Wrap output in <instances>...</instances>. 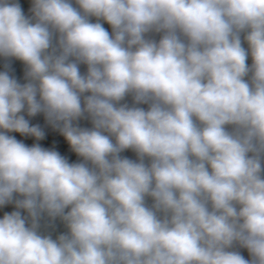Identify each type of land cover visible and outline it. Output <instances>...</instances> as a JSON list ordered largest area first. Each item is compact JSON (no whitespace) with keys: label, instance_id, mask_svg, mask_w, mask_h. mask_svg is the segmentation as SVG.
<instances>
[{"label":"clouds","instance_id":"clouds-1","mask_svg":"<svg viewBox=\"0 0 264 264\" xmlns=\"http://www.w3.org/2000/svg\"><path fill=\"white\" fill-rule=\"evenodd\" d=\"M0 264H264V0H0Z\"/></svg>","mask_w":264,"mask_h":264}]
</instances>
